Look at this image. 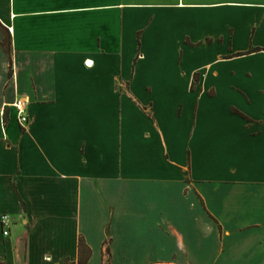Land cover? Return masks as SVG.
<instances>
[{"label":"crops","instance_id":"1","mask_svg":"<svg viewBox=\"0 0 264 264\" xmlns=\"http://www.w3.org/2000/svg\"><path fill=\"white\" fill-rule=\"evenodd\" d=\"M80 237L88 264H264V0H0V264Z\"/></svg>","mask_w":264,"mask_h":264},{"label":"built area","instance_id":"2","mask_svg":"<svg viewBox=\"0 0 264 264\" xmlns=\"http://www.w3.org/2000/svg\"><path fill=\"white\" fill-rule=\"evenodd\" d=\"M13 107L17 111V119H18L20 126L23 128H27L29 123H30V119H29V116L27 114L26 101L19 99V100L15 101V103H13ZM1 222H2V226H3L4 235L8 236L10 233L9 227H10V223H11L9 215L8 214L2 215Z\"/></svg>","mask_w":264,"mask_h":264},{"label":"trees","instance_id":"3","mask_svg":"<svg viewBox=\"0 0 264 264\" xmlns=\"http://www.w3.org/2000/svg\"><path fill=\"white\" fill-rule=\"evenodd\" d=\"M3 46L7 53L11 54L12 47H11V40L7 39L4 41ZM199 75H195V82L198 81ZM16 188V187H15ZM79 251H80V258L78 264H88L92 257V249L88 246L84 237H80L79 239Z\"/></svg>","mask_w":264,"mask_h":264},{"label":"rangeland","instance_id":"4","mask_svg":"<svg viewBox=\"0 0 264 264\" xmlns=\"http://www.w3.org/2000/svg\"><path fill=\"white\" fill-rule=\"evenodd\" d=\"M110 252V249H105V257L103 256V263L102 264H125L123 261L121 262V258L118 255V250H116V254L113 255ZM69 264V263H68ZM92 264H99V256L94 259Z\"/></svg>","mask_w":264,"mask_h":264}]
</instances>
